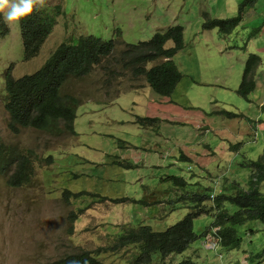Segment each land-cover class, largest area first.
Listing matches in <instances>:
<instances>
[{
    "label": "rangeland",
    "instance_id": "1",
    "mask_svg": "<svg viewBox=\"0 0 264 264\" xmlns=\"http://www.w3.org/2000/svg\"><path fill=\"white\" fill-rule=\"evenodd\" d=\"M240 1L45 0L43 8L52 15L51 24L35 54L27 59H23L18 23L5 21L7 9L0 12V140L15 149H30L32 162V184L11 187L6 182L7 173L0 174V264H47L66 254L95 250L102 264H129L132 260L135 264L134 245H117L127 233L121 235L120 225L134 227L142 223L164 230L194 203L189 197L178 200L181 193L191 194L202 188L216 196L221 183L248 185L254 170L250 159L259 158L264 150L216 149L209 154L204 143L213 133L183 122V116H177L180 122L165 120V114L169 115L162 101L165 97L152 100L156 93L142 75H133L128 68L119 74L105 70L121 64L117 58L126 51L124 42L144 41L155 31L179 24L184 45L173 55V62L182 78L169 95L172 103L185 113L190 110L192 115L203 114L204 125L227 103L232 105L230 110L239 112L241 108L245 113L248 102L234 91L242 72L241 55L235 46L242 44L238 27L229 34L201 27L202 13L206 11L210 18L231 17L237 13ZM250 7L244 8L262 14L264 0H256ZM263 23L261 19L260 29ZM260 32L261 42L264 30ZM79 35L115 38V45L79 79L65 83L64 89L79 100L73 122L75 133L55 136L29 126L10 132L3 105L4 73L16 78L33 72L61 40L75 42ZM218 44H223V49L218 50ZM233 44L230 49L224 46ZM165 45L170 46L171 41ZM161 60H152L146 67ZM196 79L205 82L194 83ZM104 90L117 93L111 103L106 102ZM149 101L155 106L151 115L156 116L146 121ZM247 137L245 142L253 145L252 135ZM215 140L209 138L208 142L214 145ZM182 147L195 150L191 160L179 156ZM47 157L50 161L45 160ZM172 175L185 179L183 190L174 186ZM258 187L264 192V179ZM64 189L70 193H63ZM213 203L207 201L211 207ZM233 209L229 206V211ZM211 220L212 215L206 213L193 220L198 239ZM237 230L242 242L230 252L202 249L205 251L198 254L195 248L199 241H195L182 253L171 254L173 262L190 257L194 264H245L249 251L264 247V224L248 222L237 226ZM207 240L214 243L212 237ZM152 256L148 264H168V259L161 260L158 253ZM260 261L264 263V256Z\"/></svg>",
    "mask_w": 264,
    "mask_h": 264
},
{
    "label": "trees",
    "instance_id": "2",
    "mask_svg": "<svg viewBox=\"0 0 264 264\" xmlns=\"http://www.w3.org/2000/svg\"><path fill=\"white\" fill-rule=\"evenodd\" d=\"M254 2L255 0H241L237 5V13L226 18H210L206 16V11H203L201 15L204 20L201 27H214L222 34L229 33L241 20L243 8L253 5ZM59 8L60 6L57 5L56 10L59 11ZM51 18L52 15L45 12L44 8H37L31 15L18 22L22 34L23 59L35 54L40 41L49 29ZM167 40L172 41V46L166 48L164 44ZM114 45L113 39L106 40L94 35H79L75 42L69 39L61 40L35 71L17 78L5 72L3 105L9 116L7 122L9 131L17 132L18 127L29 126L47 130L55 136L75 133L73 120L79 100L64 89L67 86L65 83L71 78L79 79V76L88 72L102 55L108 54ZM183 45L182 26L171 24L165 30L153 32L147 40L126 43V48H124L126 51L117 58L121 64L113 65L105 70L119 74L120 70L125 71L128 68L133 75H142L156 93L169 96L182 77V73L177 69L171 56ZM159 58L162 59L159 63L146 67L148 62ZM258 63L259 57L256 54H248L236 89V93L240 96L247 97L254 89L253 73ZM145 120L151 121L153 117L145 118ZM30 153V149H15L9 143H2L0 140V174L5 167H10L6 180L9 186L19 187L24 183L32 184L30 183L32 162L28 156ZM181 157L185 156L182 154ZM263 161L264 156L251 161L254 170L246 190L239 189L232 194L214 195V206L212 207L205 204L209 199L206 189L199 188L191 194L181 193L178 200L189 197L194 203L189 205V210L177 222L164 230H154L142 223L134 227L125 226L120 233L121 235H124V232L127 233L117 241L119 242L117 245H134L135 264H148L153 259L152 255L157 253L161 260L168 259V263L175 264L173 262L175 257L171 254L182 253L195 241H199V247L195 248L196 251L194 250L198 254L205 251L202 249L214 253L219 249L230 252L242 242L237 226L253 221L264 224V192L258 187L264 179ZM172 182L175 187L178 186L182 190L187 184L183 177L176 175H172ZM230 205L236 207L229 211ZM202 213L211 214L212 220L200 234L201 238L198 239L199 235L193 230V220ZM210 226H217L216 232L212 235L216 244L209 243L208 236H204L207 233L210 234ZM250 231L255 230L250 228ZM96 254L97 250L94 254L81 252L67 255L54 264H102ZM263 256L264 247L255 252L249 251L247 259L250 263L264 264L260 261ZM129 264H133V260ZM176 264H194V261L187 257Z\"/></svg>",
    "mask_w": 264,
    "mask_h": 264
},
{
    "label": "crops",
    "instance_id": "3",
    "mask_svg": "<svg viewBox=\"0 0 264 264\" xmlns=\"http://www.w3.org/2000/svg\"><path fill=\"white\" fill-rule=\"evenodd\" d=\"M248 8H251L248 6ZM248 8L244 10L243 16L241 18V22L242 24H238L235 29L238 27V30H236L239 34H240V38L242 41V36L245 34V32L248 30L249 25L252 24L255 25V27L260 26L259 22L264 21V12L262 14H259V12H255L253 13L252 10L248 11ZM261 15V16H259ZM251 29V27H250ZM261 30H264V23L262 28L256 31V33H254V35H252V37L250 38L249 42L246 45V49L245 50H239V54L240 56V65L243 64V61L245 59V56L247 54V52H257L259 53L261 56L259 57L260 60V67L258 66L255 72V81H256V85L254 87V91L252 93L249 94L248 98L249 101L246 100V102H248V106L244 107V111L245 113L241 110V108L239 109V115L238 112L236 111V113H230V112H224L225 116L230 117L227 118L224 115H222L221 113H219L218 115L214 116V120L213 123H218L219 127L216 130V143L213 147H209V148H221V150H226L227 152H229V145L226 142V138L229 136V133L231 132L233 135L239 137H243L244 139L248 140L249 135H252L251 141H255L253 142V145H249L246 142H243V138H242V143L240 142V145L238 147V149H246V150H264V38H262L261 42H260V36H262L263 32H260ZM255 42H257V46H255ZM235 45H240V44H235ZM226 48L230 49L231 46L233 45H224ZM217 49H223V44H218L217 45ZM228 54H230V51H227ZM242 53V54H241ZM217 67H220V65H216ZM195 82H205L204 79H196L194 81ZM217 82V81H215ZM225 84V83H224ZM159 95H154L151 97L152 100H159ZM165 97V96H162ZM150 99V100H151ZM160 101V100H159ZM162 101H165V110L166 111H175L177 114L175 113L174 115H166L165 114V120H177V116H183L182 118L184 119H188L191 121H203L205 119V116L203 114L198 113V115L195 114H191L189 113L190 110L186 112V110L181 109V107L176 106L174 104H172L168 98L163 99ZM228 102V101H227ZM151 101H149L147 103V105L149 106V113L146 114V118L148 117H153L155 118L156 115L152 116L151 114L153 113L151 111L152 108H154L155 106H151ZM159 105V104H158ZM232 105H228L227 103V107L228 109L231 108ZM179 107V108H176ZM188 115V116H186ZM242 115V116H240ZM240 116V117H239ZM144 118V117H143ZM217 131H220V134H217ZM230 131V132H229ZM260 136H262L260 138ZM260 138V139H259ZM182 153L187 159H192L191 155L193 152H195V150L191 149L188 150L187 147H182ZM211 150V149H210ZM203 156L205 158V162L208 163L209 162V158H206L205 155H200Z\"/></svg>",
    "mask_w": 264,
    "mask_h": 264
},
{
    "label": "clouds",
    "instance_id": "4",
    "mask_svg": "<svg viewBox=\"0 0 264 264\" xmlns=\"http://www.w3.org/2000/svg\"><path fill=\"white\" fill-rule=\"evenodd\" d=\"M256 1V0H255ZM255 3V2H254ZM45 6V0H0V12H4V10L5 9H7V11L5 12V14H4V18H5V21L7 22V23H18L21 19H23V18H26L27 16H29V15H31L32 13H33V11L34 10H36L37 8H43ZM250 7V6H249ZM245 9V8H244ZM244 9H243V11H242V16H241V18L243 17L244 18V16H243V13H244ZM245 18H246V16H245ZM241 22V20L237 23V25L239 24ZM240 24H242V23H240ZM239 24V25H240ZM236 25V26H237ZM235 26V27H236ZM235 27L233 28V30L235 29ZM250 27L251 26H249V28H248V30L245 32V34L242 36V41H241V43L242 44H240L239 46L238 45H235L239 50H245V48H246V45H247V43L249 42V40H250V38L252 37V35H254V33H256V31L259 29V26H258V29L256 30V31H254L255 29L254 28H256L254 25L251 27V29H250ZM254 27V28H253ZM217 29V28H216ZM251 30H253V31H251ZM218 31V30H217ZM232 31V30H231ZM230 31V32H231ZM229 32V33H230ZM248 32V33H247ZM254 32V33H253ZM218 33H220V32H218ZM229 33H226V34H229ZM246 33H247V35H246ZM220 34H222V33H220ZM251 35V36H250ZM101 38V37H100ZM102 39H104V38H102ZM110 39H113L114 41H115V38H110ZM106 40H108V39H106ZM167 41H169V40H167ZM166 41V42H167ZM171 41V40H170ZM166 42H165V44H166ZM126 43L127 42H124V44L126 45ZM170 46H172V41H171V45ZM170 46H167V45H165V47L167 48V47H170ZM250 53H253V54H256L258 57H260V55L257 53V52H247V54H246V56H245V59H244V61H243V64L241 65V70L243 69V67H244V63H245V60H246V58H247V56H248V54H250ZM171 59H172V61H173V56H171ZM175 64V63H174ZM260 65V60H259V63H258V65L256 66V68L254 69V73H253V78L255 79V72H256V69H257V67ZM176 67H177V65H176ZM38 69V68H37ZM177 69H179L178 67H177ZM35 71V70H34ZM243 71V70H242ZM181 72V71H180ZM241 74H242V72H241ZM17 78V77H16ZM182 78V77H181ZM181 80V79H180ZM179 80V81H180ZM178 81V82H179ZM177 82V83H178ZM177 83H176V85H177ZM146 84H147V82H146ZM148 85V84H147ZM175 85V86H176ZM238 85H239V83H238ZM238 85H237V87H238ZM255 85H256V81H255ZM149 86V85H148ZM150 87V86H149ZM237 87L235 88V93H236V89H237ZM151 88V87H150ZM175 88V87H174ZM174 88H173V90H174ZM153 90V89H152ZM173 90H172V92H173ZM254 91V89L252 90V91H250L249 92V94L250 93H252ZM104 92H107V95H106V97H105V100H106V102L107 103H111L112 101H113V96H115V95H117V93L116 94H114V93H110L109 91H105L104 90ZM156 93V92H155ZM157 95H159L158 93H156ZM237 94V93H236ZM249 94L247 95V97H242V96H240L239 94H237L238 96H240V97H242L245 101L247 100V101H249V98H248V96H249ZM159 96H164V95H159ZM165 98H168V100L172 103V101L170 100V98H169V96H165ZM173 104V103H172ZM169 112V115L171 116V115H174L175 114V111H172V110H170V111H168ZM224 112H230V113H236V111L235 110H230V109H228V108H222V110L219 112V113H221L222 115H224L225 116V113ZM218 113V114H219ZM217 114V115H218ZM240 113L238 112V115H239ZM76 115V114H75ZM240 116H242V115H240ZM239 116V117H240ZM225 117H227V116H225ZM75 118V117H74ZM138 118H141V117H138ZM227 118H230V117H227ZM182 120H183V122H190V123H193L194 125H195V127L196 128H198L201 132H209V131H211L212 133H213V135L212 136H210V137H208V139L209 138H213V137H216L217 135H216V130L215 129H218V127H219V124L218 123H213V120H214V118L213 119H211V118H208L207 119V121H206V125H204L203 123H202V121H197V122H195V121H191V120H188L187 118L186 119H184V118H182ZM171 121H179L180 122V120H171ZM73 122H74V120H73ZM230 132V131H229ZM221 132L220 131H217V134H220ZM61 136V135H60ZM242 138L243 137H240V139H239V137H237V136H235V135H233L231 132L229 133V136L226 138V142H227V144L229 145V152L231 151H233V152H239V150L240 149H238V147H239V145H240V142L242 143V141L243 142H245V140L246 139H244L243 138V140H242ZM208 139L205 141V143H204V146H205V148L209 151V154H213L214 153V150H221V148H214V149H212V148H209V147H213L214 145H211L210 144V142H208ZM217 139V138H216ZM242 140V141H241ZM215 143H216V140H215ZM211 149V150H210ZM241 150H243V149H241ZM263 150V149H262ZM183 151V150H182ZM222 151H226V150H222ZM264 154V152H262V153H260L259 154V156H257V157H261L260 155H263ZM179 156L181 157L182 155H181V153H179ZM182 158V157H181ZM187 159V158H186ZM257 159V158H256ZM45 160H49L50 161V159H47V158H45ZM187 160H191V159H187ZM251 161H254L255 159H250ZM251 161H250V163H251ZM10 167H5L4 169H3V171H5L6 173H7V175H8V172H9V169ZM189 169V168H188ZM3 171H2V173H3ZM2 175V174H1ZM8 178V177H7ZM7 178H6V180H7ZM230 183H221L220 184V186H219V188H218V193L216 194V195H219V194H221V193H224V194H232V193H234V192H236L237 190H239V189H242V190H246L247 189V186L246 187H244L243 185H238V183L236 184V183H234V186H230L229 185ZM12 187V186H11ZM70 190H68V189H64L63 190V193H70L69 192ZM79 193H88L89 191H78ZM187 192V191H186ZM230 192V193H229ZM93 192H91V194H92ZM191 193H192V191H191ZM93 195V194H92ZM214 195H215V193L214 192H210L209 193V199L207 200V201H210V200H214ZM111 200H113V199H111ZM205 204H207V202H205ZM212 206H214V203L212 204ZM230 206H234V207H236L235 205H230ZM188 210H189V206H188ZM215 212H216V208H215ZM125 226H128V225H120V230H122ZM216 229H217V226H210V230H209V232H210V234H211V236H208V237H212L213 238V240H214V243L216 244V242H215V238L212 236V235H214V233L216 232ZM116 236V235H115ZM117 243V242H116ZM219 251H220V254H222V252L221 251H224L223 249H219ZM93 252V254L95 253V251H92ZM79 253H81V252H79ZM79 253H77V254H79ZM72 254H74V253H70V254H66V255H64V256H62V257H60V258H58V259H56V260H53V261H51L50 263H47V264H54V262H56V261H58L59 259H61V258H63V257H65V256H67V255H72ZM246 256H248V253H247V255ZM233 256H231V257H229V258H232ZM168 264H174V263H168ZM227 264H229V263H227ZM245 264H255L254 262H249L248 261V259L246 260V262H245Z\"/></svg>",
    "mask_w": 264,
    "mask_h": 264
}]
</instances>
